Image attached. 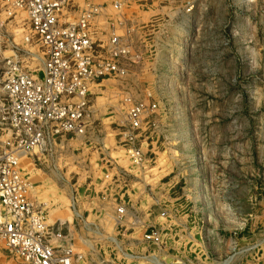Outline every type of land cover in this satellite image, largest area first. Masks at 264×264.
Wrapping results in <instances>:
<instances>
[{
	"label": "rangeland",
	"instance_id": "obj_1",
	"mask_svg": "<svg viewBox=\"0 0 264 264\" xmlns=\"http://www.w3.org/2000/svg\"><path fill=\"white\" fill-rule=\"evenodd\" d=\"M154 2L172 16L150 11L147 0H122L121 11L114 9L112 16L124 18L138 5L134 29L115 26L138 57L126 76L90 98L93 123L85 137L40 160L36 154L23 159L25 176L50 217L82 221L74 207L83 217L76 232L87 240L93 264H264V0H200L196 19L177 3ZM5 12L3 54L14 46L26 70L40 72L42 51L25 41L28 21ZM156 94L159 109L150 117L156 127L146 130L144 143L153 163L136 170L116 145V130L129 99L149 104ZM159 111L169 114L162 118ZM238 171L239 194L192 195L199 184L208 186V174L235 177ZM120 199L128 207V229L110 219ZM134 217L140 223L131 230ZM148 225L165 229L162 250H146L141 234Z\"/></svg>",
	"mask_w": 264,
	"mask_h": 264
},
{
	"label": "built area",
	"instance_id": "obj_2",
	"mask_svg": "<svg viewBox=\"0 0 264 264\" xmlns=\"http://www.w3.org/2000/svg\"><path fill=\"white\" fill-rule=\"evenodd\" d=\"M169 1L196 19L199 0ZM1 9L8 18L28 21L25 41L42 51L39 73L26 70L16 47L10 48L11 55L3 54ZM104 9L94 0L80 4L76 0H0V264H93L88 258L87 240L76 232L83 217L74 207L82 221L70 223L57 218L50 222L48 204L31 196L35 188L25 176L23 159L36 154L40 160L39 156L85 137L93 123L90 98L104 80L126 76L138 57L116 34L115 26H111L112 36L106 46L93 39L94 23ZM114 9L120 12L122 5L115 3ZM129 102L125 120L116 130V145L131 167L143 170L153 163L144 151L148 139L145 132L156 127L150 117L159 108L155 101ZM205 179L208 186L201 180L198 189L210 193L211 175ZM237 187L228 184L223 196H230V190ZM120 200L110 219L115 227L128 229V207ZM164 217L166 213L161 214ZM134 219L129 223L131 230L140 223ZM141 236L146 250L165 247L166 234L161 227L148 225ZM110 264L121 263L111 260Z\"/></svg>",
	"mask_w": 264,
	"mask_h": 264
},
{
	"label": "crops",
	"instance_id": "obj_3",
	"mask_svg": "<svg viewBox=\"0 0 264 264\" xmlns=\"http://www.w3.org/2000/svg\"><path fill=\"white\" fill-rule=\"evenodd\" d=\"M151 1H153V4L151 3ZM82 2H83V0H76V4H80ZM94 2L105 7V9L102 11L101 16L97 19V21L94 23V26H93V39L96 42H98L101 45H103V46H106L111 40V36H112L111 26L112 25L117 27L119 23L121 25L123 23V24H125L126 27L134 29V26H137L138 25V21H140L138 19L139 15H137V14L135 15L134 11H132L134 8H136L138 6V5L136 6V3H133L131 5V7L128 9V13L126 14V16L124 18L123 17L120 18V17L112 16V12L114 11V4L115 3H122V0H94ZM199 2H200V0L198 1V3ZM158 3L159 2H154V0H147V4L146 5L148 7H150V8H153L150 11H156V14L158 16L159 15H163V16L164 15H169V17H171L172 13L171 12L169 13V8H167L165 6H162V5L158 4ZM147 13H149V12H147ZM157 15H155V16H157ZM155 16L154 15H150L149 19H152ZM113 20H114V23H112ZM117 29H118V27H117ZM126 30H127V28H126ZM116 34H117V31H116ZM172 59L173 58H170V64H171ZM168 61H169V59H168ZM166 63L167 62L165 61L164 64H166ZM149 64H152V63H148V65H147L148 69H150V66H151V65L149 66ZM110 80L111 79L104 80L101 83V88H102V86L104 84L108 83V81H110ZM101 88L97 91L98 94H99ZM150 94L151 93L149 92V96H151ZM152 98H153L152 101H155V102H157V99H160L158 94H156L155 97L152 96ZM168 114H169L168 112L159 111V117L163 118V117L168 116ZM173 114H174L175 117H179L180 118V117H184L185 112L184 111H174ZM224 166L227 167L228 166L227 163H225ZM227 175H228V177H227ZM242 177L243 176L240 175L239 171L237 172V175L235 177L234 176L230 177L229 173H227V174L226 173L225 174L222 173V174H220L218 176H212L211 177L212 179L210 181V186H211L210 193L208 191H206V193L204 192L205 193L204 194V193H202L203 191H200L199 189L196 188V189H193L192 195L193 196L206 197L207 199L215 198V197H220L221 198V197H224L223 196V193H224V190H225L224 187L227 186L228 184H233V185L236 184V185H238L236 190H237V194H239L240 193V187H242V184H243V178ZM198 181H199V179H196V182H198ZM31 196H32V198L37 199L38 198L37 197L38 196L37 191L34 190L31 193ZM101 212H102V215L105 214V210L104 209H102ZM53 216L54 215H52L50 217V222H54L57 218H61V219L70 221V219L68 218L69 216L64 217L63 215H60V214L56 215L54 217ZM74 222H75V220H72L71 223H74Z\"/></svg>",
	"mask_w": 264,
	"mask_h": 264
},
{
	"label": "bare ground",
	"instance_id": "obj_4",
	"mask_svg": "<svg viewBox=\"0 0 264 264\" xmlns=\"http://www.w3.org/2000/svg\"><path fill=\"white\" fill-rule=\"evenodd\" d=\"M171 62H172L171 66H172V69H173V68H175L177 66V64H176L175 60H172Z\"/></svg>",
	"mask_w": 264,
	"mask_h": 264
}]
</instances>
